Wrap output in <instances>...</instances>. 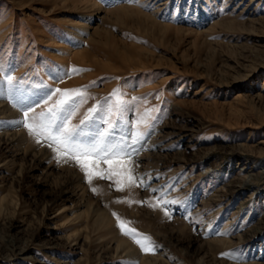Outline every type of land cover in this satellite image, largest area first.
Masks as SVG:
<instances>
[{
	"label": "rangeland",
	"instance_id": "374dc122",
	"mask_svg": "<svg viewBox=\"0 0 264 264\" xmlns=\"http://www.w3.org/2000/svg\"><path fill=\"white\" fill-rule=\"evenodd\" d=\"M0 65L24 94L0 85V264H264V0H0ZM55 89L84 91L73 124L119 90L122 175L16 123Z\"/></svg>",
	"mask_w": 264,
	"mask_h": 264
},
{
	"label": "snow or ice",
	"instance_id": "6c2138e0",
	"mask_svg": "<svg viewBox=\"0 0 264 264\" xmlns=\"http://www.w3.org/2000/svg\"><path fill=\"white\" fill-rule=\"evenodd\" d=\"M10 69H5L0 65V85L6 83L9 89H14L23 97L21 90V82L15 77L9 75ZM77 69L73 68L71 72ZM71 72L69 74H71ZM58 94L59 98L55 103L47 107L39 114H33L32 110L23 112V119L16 123L22 124L31 136L36 139L39 144L42 141L47 142L48 146L55 153L58 162H73L84 174L87 182L91 183L94 178H110L111 176H120L122 172H114L112 169L113 162H122L126 165L127 161H122L123 157H131L135 154V149L131 145L123 142H113V129L115 124L111 121L113 109L118 113L123 106L128 103L123 100L118 89H114L108 97L104 98V104H111L107 108L108 118H105L103 105L97 102V105L89 108L78 124L72 123V117L77 114L81 104L84 103V91L82 89H55L53 96ZM49 100L52 96H49ZM136 99V98H133ZM47 104L48 101H45ZM106 125L104 129L99 130L97 122ZM141 119L139 123H145ZM142 138V133L137 131L134 134L133 144ZM101 162L107 163L109 168L107 171L99 168ZM128 184L135 183L131 170L128 169ZM117 189L122 190L125 186L120 180H117ZM96 191L95 188L92 189ZM176 203V201L163 200L161 204ZM161 204L154 205L155 207ZM115 215V213H114ZM167 215V212H165ZM118 226L126 235H131L134 242L138 244L142 250L151 251V242L147 237L142 239L136 238L139 234L135 229L127 228L126 222L120 221L117 216ZM223 256L232 257V253H222Z\"/></svg>",
	"mask_w": 264,
	"mask_h": 264
},
{
	"label": "bare ground",
	"instance_id": "6f19581e",
	"mask_svg": "<svg viewBox=\"0 0 264 264\" xmlns=\"http://www.w3.org/2000/svg\"><path fill=\"white\" fill-rule=\"evenodd\" d=\"M3 104L4 103H0V107H1V113H4L5 111H7V110H9L8 108H7V106L4 104V106H3ZM241 179H242V177H241ZM251 182H252V177L250 176V175H245L244 176V178L242 179V182H241V184H242V186H244V187H248V186H250L251 185ZM241 186V187H242Z\"/></svg>",
	"mask_w": 264,
	"mask_h": 264
}]
</instances>
